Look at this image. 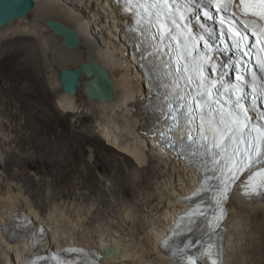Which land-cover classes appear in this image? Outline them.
<instances>
[{
	"label": "bare ground",
	"instance_id": "obj_1",
	"mask_svg": "<svg viewBox=\"0 0 264 264\" xmlns=\"http://www.w3.org/2000/svg\"><path fill=\"white\" fill-rule=\"evenodd\" d=\"M34 1L36 7L29 16L0 28V60L9 70L0 77V116L5 118L0 123L1 140L4 137L2 131L8 132L7 141L12 142V136L16 133L15 139L26 149L31 141L40 137L45 145L46 158L52 164L51 171L57 170L69 176L77 174L82 167L81 147L64 135V131L56 132L59 122L54 112L62 110L77 115L82 107L90 109L99 123L96 137L108 142L111 150L122 153L131 163L139 166L142 176L137 193L142 200L132 204L124 202L125 216L119 208V222L125 230L115 221L105 222L98 228L96 225L86 226L84 222L80 224L84 219L82 217H78L76 223L69 219L67 221L59 208L51 210L48 217H44L25 200L23 185L16 182L17 178H25L26 195L31 192L30 197H35L32 190L36 188V183L30 186L31 177L22 160L23 163L17 164L16 174L0 177V230L15 205L21 208V203H24L23 210L32 212L39 221L45 222L53 230L58 244L96 247L101 253L105 251L102 247H119L121 252L105 258V264H172V259L159 244L172 232L178 218L188 210L182 198L193 191L197 181L190 169L173 159L170 153L161 154L156 140L147 138L144 133L151 126L146 113L140 109V94L147 93L149 86L144 85L142 70L133 68L131 52L134 49L122 40L123 31L117 13L110 11L109 0ZM49 21H58L74 29L81 37V47L76 50L64 47L62 37L47 26ZM99 34L105 36L106 50L96 44ZM48 52L53 56L52 62L43 64L42 60ZM92 60L103 66L113 80L114 98L109 102H100L88 96L85 89L92 78L87 75L83 76V86L76 95L67 94L61 86L60 72L63 69L75 70ZM126 62L130 65H125ZM42 68L49 73L52 71L55 86L50 87L44 78L41 79L38 71ZM11 73L18 74L19 78L12 79ZM51 90L58 94L56 105L51 96L52 99L44 98V94H49V91L51 94ZM85 120L84 116L79 119ZM0 157L4 159L5 155L1 154ZM98 159L100 162L105 160L103 156ZM143 207L149 208L147 216L142 215ZM231 207L230 251L227 252L225 264H260L256 256L258 252L263 255V259L259 260L264 264V204L251 206L234 197ZM61 222L66 223V230L59 229ZM60 225L62 227V223ZM81 227L91 229L92 240L77 235L74 230L78 228L82 235ZM107 237L112 241L108 242ZM239 246L241 251L238 250ZM28 249L26 244L6 243L0 231V264H18L14 253L19 255V259ZM232 258H235L234 262Z\"/></svg>",
	"mask_w": 264,
	"mask_h": 264
},
{
	"label": "snow or ice",
	"instance_id": "obj_2",
	"mask_svg": "<svg viewBox=\"0 0 264 264\" xmlns=\"http://www.w3.org/2000/svg\"><path fill=\"white\" fill-rule=\"evenodd\" d=\"M114 2L133 17L126 31L156 80L159 103L153 110L164 120L158 134L165 148L204 173L194 193L199 199L185 197L191 210L173 229V236L200 232V247L189 254L191 240L182 246L171 238L161 247L175 264H198L197 256L223 264V244L212 237L223 231L233 188L252 203L264 202V0ZM31 224L27 216L16 217L18 228ZM44 232L41 227L29 233L37 246ZM65 253L53 257L56 264H99L97 252Z\"/></svg>",
	"mask_w": 264,
	"mask_h": 264
},
{
	"label": "rangeland",
	"instance_id": "obj_3",
	"mask_svg": "<svg viewBox=\"0 0 264 264\" xmlns=\"http://www.w3.org/2000/svg\"><path fill=\"white\" fill-rule=\"evenodd\" d=\"M95 28H97V26ZM95 32L98 36V31H96V29ZM104 37V34H99L96 44L99 48L101 47L106 50L107 47ZM52 59L53 56L51 57V53L48 52L47 57H45L42 62L43 64H51ZM8 72L9 70L4 65V62L0 60V77H3ZM38 74L41 76V79L44 78L47 81L50 87L55 86L54 74L52 71L49 73L42 68L38 71ZM11 75L14 80L19 78L16 73H11ZM44 98L52 99L53 103L56 105L58 94L51 90V94L50 91L49 94L45 93ZM79 110V114L77 115L74 113L67 114L62 110H59V112L56 110L54 115L57 117L56 121L59 122L58 125H56V132L64 131V135L71 138L73 142H76L81 147L79 153L83 158L81 162V172L77 174L72 173L69 176L62 172H56V169V171H51L52 164L49 162L48 158H46L45 145L41 143L40 137L31 141L29 147L24 149L21 143H18L17 139H15L17 136L16 133L12 136V142L11 140L7 141L8 132L2 131L4 137L2 140L0 138V155L4 154L5 157L4 159L0 157V177H9V174H16L18 170L17 164L20 162L23 163L22 160H24L25 167L31 177V180H29L31 181L30 186L32 187L34 186L33 184L36 183V188H33V190L31 188L35 197H30L31 192H28L26 195L27 180L25 178H17L16 182L23 185L24 196L27 198L25 200L30 202L34 208H37L42 216L48 217L51 210L59 208V212L66 215L67 221L69 219L76 223L78 217H82V219H84L80 224L84 222L85 224L87 223L86 226L96 225L97 228L106 224L108 221H115L114 223L119 225L120 228L122 226L125 230L123 225L119 222L118 214L120 211L118 210L120 208V210L124 211L122 212L123 215H126L124 202L132 204L133 202L137 203L142 200V196L137 193V187L141 186V184H139V179L142 176L140 168H138L139 166L136 165V163H131L126 159L122 153L111 150L108 142L102 141L100 138L96 137L95 133L98 132L97 125L99 123L93 111L85 109L84 107ZM82 116L87 120L79 121ZM4 119V117L0 116V123L1 120ZM7 131L10 132L11 130L8 129ZM11 153L13 155L8 158ZM99 156L105 158L104 162L99 161ZM6 160H8L7 164ZM12 161L15 164L12 163ZM149 180L152 181L150 177ZM21 207H24V203H21ZM142 209V215L147 216L149 208L143 207ZM61 223L64 229L60 227ZM61 223L58 225L59 229L66 230L67 226L64 225L66 223ZM84 228L85 227L80 228L82 235L79 234L78 228L74 231L80 238L83 236L87 237L85 240H92L93 233L90 234L91 229L86 230ZM86 231L89 232L87 233ZM247 237L248 235L246 238ZM245 241L246 240H244V242ZM238 250L241 251V246L238 247ZM142 253L143 250L141 251V254ZM18 256V254L14 253L15 259ZM256 256L257 260L260 261L258 263L261 264V260L259 259H263V255H260V252H258ZM232 259L234 262L235 258Z\"/></svg>",
	"mask_w": 264,
	"mask_h": 264
},
{
	"label": "water",
	"instance_id": "obj_4",
	"mask_svg": "<svg viewBox=\"0 0 264 264\" xmlns=\"http://www.w3.org/2000/svg\"><path fill=\"white\" fill-rule=\"evenodd\" d=\"M35 7L36 2L34 0H0V28L17 19L29 16ZM47 26L62 37L64 47L71 50L81 47V37L74 29L58 21H49ZM84 75L92 78L85 89L91 99L109 102L114 98L113 80L107 70L95 60H92L91 63H84L75 70L63 69L60 72V82L63 90L69 95H76L79 92V88L83 86L82 79ZM106 240L108 242L112 241L110 237H107ZM111 249H115L116 253L121 252L119 247L112 245L103 252L107 258L113 257L107 255Z\"/></svg>",
	"mask_w": 264,
	"mask_h": 264
}]
</instances>
